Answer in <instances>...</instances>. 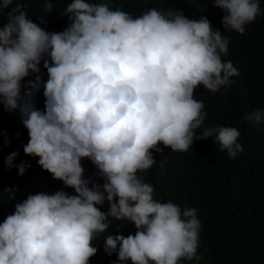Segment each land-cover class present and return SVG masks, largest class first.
<instances>
[{
	"label": "clouds",
	"instance_id": "clouds-1",
	"mask_svg": "<svg viewBox=\"0 0 264 264\" xmlns=\"http://www.w3.org/2000/svg\"><path fill=\"white\" fill-rule=\"evenodd\" d=\"M13 0H0L8 9ZM222 9V27L243 34L260 14L258 0H212ZM47 0L44 13L52 12ZM0 29V104L19 111L28 143L26 156L61 181L64 191L39 192L15 205L0 223V264H88L97 252L91 241L109 229L111 220L134 225V235H108L105 254L117 264H179L196 255L200 221L196 209H181L154 199V188L138 172L155 164L163 145L186 152L194 140L215 137L230 159L243 151L235 127H203L207 113L194 90L217 92L239 72L222 62L228 39L206 17L149 9L133 18L107 2L72 0L61 16L63 32L49 33L27 18L17 3ZM47 71L44 109L31 102L39 90V65ZM249 120L264 121L257 110ZM17 153L5 160L11 168ZM89 160L102 184L84 179L81 161ZM26 171L18 166V175ZM91 184V187L89 186ZM5 189V192H10ZM107 202L108 211L97 207ZM119 246V247H118Z\"/></svg>",
	"mask_w": 264,
	"mask_h": 264
},
{
	"label": "trees",
	"instance_id": "trees-1",
	"mask_svg": "<svg viewBox=\"0 0 264 264\" xmlns=\"http://www.w3.org/2000/svg\"><path fill=\"white\" fill-rule=\"evenodd\" d=\"M24 6L27 18L49 33H60L69 25V18L61 16L72 0H47L53 5L52 12L44 13L45 0H13L8 9H0V29L8 22L7 13L17 3ZM92 4L107 2L112 10H121L133 18L149 9L179 11L189 19L206 17L214 30H219L229 41L228 52L221 56L222 62L231 61L239 72L230 77V85L211 92L198 86L194 99L204 104L206 118L203 127H235L240 136L237 143L243 151L230 159L226 151H220L215 137L194 140L186 152L162 148L153 152L155 164L138 176L154 188L153 197L160 202L171 201L182 210L196 209L200 221L196 255L199 260L183 259L179 264H264V121L249 120L255 111H264V0H258L260 14L245 25L243 34L226 31L222 27L225 15L212 0H87ZM42 77L39 90L25 89L35 76L30 73L22 82L24 91H33L31 102L38 110L44 109L43 83L47 71L43 60L39 65ZM28 133L23 127L19 111L8 112L0 104V223L15 211V205L29 195L39 192L54 194L64 191L74 195L61 181L38 166V158L26 156L23 147L28 143ZM17 153L11 168L5 160ZM24 163L26 171L18 175V166ZM83 178L91 183L102 184L95 166L87 159L81 161ZM91 187V184L89 185ZM10 189V192H5ZM107 212L108 204L97 206ZM134 225L126 221L111 220L106 232L91 241L97 247L96 254L88 264H117V255L104 252L108 235L125 237L135 234ZM119 247V246H118ZM123 264H131L124 261Z\"/></svg>",
	"mask_w": 264,
	"mask_h": 264
}]
</instances>
